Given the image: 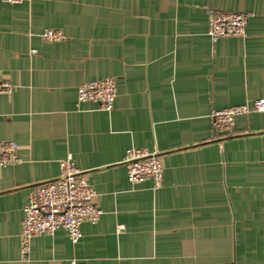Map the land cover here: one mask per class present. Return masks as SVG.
Instances as JSON below:
<instances>
[{
    "label": "crops",
    "instance_id": "0c3cea01",
    "mask_svg": "<svg viewBox=\"0 0 264 264\" xmlns=\"http://www.w3.org/2000/svg\"><path fill=\"white\" fill-rule=\"evenodd\" d=\"M208 9L250 15L243 38L207 34ZM45 29L65 39L46 42ZM34 50L35 52H31ZM0 264H264V111L214 132L212 110L264 100V0L0 1ZM114 78L111 111L77 102L87 81ZM129 148L158 154L159 189L131 185ZM70 156L102 211L66 232H19L30 189Z\"/></svg>",
    "mask_w": 264,
    "mask_h": 264
},
{
    "label": "built area",
    "instance_id": "2783aa9c",
    "mask_svg": "<svg viewBox=\"0 0 264 264\" xmlns=\"http://www.w3.org/2000/svg\"><path fill=\"white\" fill-rule=\"evenodd\" d=\"M0 1L20 4L30 0ZM207 16V34L212 43L221 38L245 37L249 14L208 9ZM40 36L46 42H60L65 39L63 32L58 29H45ZM12 89L10 83L0 78V94H10ZM116 91L114 78L87 81L77 89V102H91L99 109L109 112L113 108ZM253 111H264L263 99L212 110L209 114L211 126L217 134L233 136L236 118ZM16 150L15 142L0 141V166L18 163L20 160ZM123 164L126 178L131 185L150 180L154 190L161 187L163 168L158 154L142 148H129L125 152ZM95 198V190L88 183L85 174L76 168L71 157L61 159L59 175L53 180L33 186L28 193L19 232L21 257H28L33 237L53 235L59 229L64 230L69 240L76 244L81 238V224H95L100 219L102 211L95 203ZM70 264L78 263L71 260Z\"/></svg>",
    "mask_w": 264,
    "mask_h": 264
}]
</instances>
